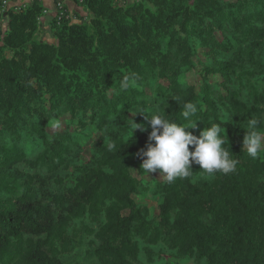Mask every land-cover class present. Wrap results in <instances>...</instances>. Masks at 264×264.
<instances>
[{"label":"trees","instance_id":"obj_1","mask_svg":"<svg viewBox=\"0 0 264 264\" xmlns=\"http://www.w3.org/2000/svg\"><path fill=\"white\" fill-rule=\"evenodd\" d=\"M73 1L54 42L37 0L0 37V264H264V160L242 144L264 128V0ZM187 102L237 170L149 181L136 112L185 124Z\"/></svg>","mask_w":264,"mask_h":264},{"label":"clouds","instance_id":"obj_2","mask_svg":"<svg viewBox=\"0 0 264 264\" xmlns=\"http://www.w3.org/2000/svg\"><path fill=\"white\" fill-rule=\"evenodd\" d=\"M122 90L136 87L134 76H125L120 82ZM182 116L187 121L178 124L166 119L161 113L148 114L143 109L136 112L141 114L151 131L148 132L150 142L146 150L141 152L142 163L139 169L145 174L159 170L160 179L168 184L178 179L193 177L192 165H198L205 178H212L217 173L228 175L237 170L238 160L230 155V146L226 139L225 127L213 124L194 135L188 129H196L198 121L191 118L198 112L196 104L187 102L183 105ZM147 131L143 125L132 122L133 131ZM244 129L243 148L252 159L264 160V128L258 117L248 119ZM128 140V141H129ZM228 145L226 148L225 145ZM192 148L190 151L189 148Z\"/></svg>","mask_w":264,"mask_h":264},{"label":"built area","instance_id":"obj_3","mask_svg":"<svg viewBox=\"0 0 264 264\" xmlns=\"http://www.w3.org/2000/svg\"><path fill=\"white\" fill-rule=\"evenodd\" d=\"M34 1L36 0H0V37L6 31L8 13L10 11H21ZM67 1L75 3L73 0H55L52 12H50L49 8L42 6V11L38 18L40 24L43 23L46 16H50V13L51 17H56L57 20L64 18L72 22L79 21L80 17L67 6ZM81 3L82 0H79L78 4L81 5ZM75 5H77V3H75Z\"/></svg>","mask_w":264,"mask_h":264},{"label":"rangeland","instance_id":"obj_4","mask_svg":"<svg viewBox=\"0 0 264 264\" xmlns=\"http://www.w3.org/2000/svg\"><path fill=\"white\" fill-rule=\"evenodd\" d=\"M125 1L127 3H129V2L137 1V0H125ZM76 13H78V12H76ZM50 19H51V13H50V17L46 16L45 20H44L45 28L48 29L47 31L45 30L47 33L44 31V29L43 30L42 29L38 30L37 36H38L39 39L44 40L43 38H45L44 37L45 34H47V38H48V35H52L51 34V29H50V22H49ZM44 41H46V40H44ZM194 75L193 74L190 75L191 78H193ZM154 177L160 178V173L152 172V173H148L147 176H146V178L149 181H152L154 179ZM136 201H138L139 203H142V204H146L149 207H153V205L155 204L154 201L151 199L150 195L147 192H144L140 196H137L136 197Z\"/></svg>","mask_w":264,"mask_h":264},{"label":"crops","instance_id":"obj_5","mask_svg":"<svg viewBox=\"0 0 264 264\" xmlns=\"http://www.w3.org/2000/svg\"><path fill=\"white\" fill-rule=\"evenodd\" d=\"M37 1L40 3L41 6L49 8L50 12L53 11L55 0H37ZM66 3H67V6L69 8H71L72 10H74L75 13L76 12H78V13L80 12L81 8L79 6H77V5H75V3H73L72 1H67ZM47 17H50V16H47ZM40 29H42V30L44 29V31L48 30L47 28H45L44 21L41 24L39 30ZM44 37L45 38H43V39L46 40L47 42H54L55 41V39L53 38L52 35H48V38H47V34H45Z\"/></svg>","mask_w":264,"mask_h":264}]
</instances>
